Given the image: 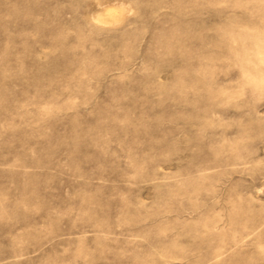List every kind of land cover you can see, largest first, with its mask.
I'll use <instances>...</instances> for the list:
<instances>
[{"label":"rangeland","instance_id":"1","mask_svg":"<svg viewBox=\"0 0 264 264\" xmlns=\"http://www.w3.org/2000/svg\"><path fill=\"white\" fill-rule=\"evenodd\" d=\"M0 264H264V0H0Z\"/></svg>","mask_w":264,"mask_h":264}]
</instances>
